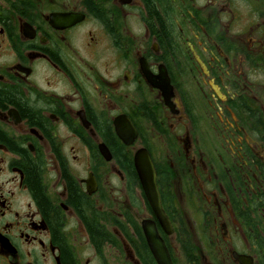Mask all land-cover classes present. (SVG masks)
<instances>
[{
    "label": "flooded vegetation",
    "instance_id": "af4514ba",
    "mask_svg": "<svg viewBox=\"0 0 264 264\" xmlns=\"http://www.w3.org/2000/svg\"><path fill=\"white\" fill-rule=\"evenodd\" d=\"M144 220L173 264H264V0H0V264L156 262Z\"/></svg>",
    "mask_w": 264,
    "mask_h": 264
},
{
    "label": "water",
    "instance_id": "95a60500",
    "mask_svg": "<svg viewBox=\"0 0 264 264\" xmlns=\"http://www.w3.org/2000/svg\"><path fill=\"white\" fill-rule=\"evenodd\" d=\"M121 123L122 122L119 119L115 124L118 135L121 139H123L125 143L132 142L133 138L136 135L135 129L129 121L127 123L129 127L128 130H126ZM104 155L106 157H110V153L106 147L104 148ZM135 163L140 176L142 187L145 191L149 203L151 204L157 218L163 225L164 229L167 232H170L171 223L162 207L160 191L156 180L157 173L150 154L146 150H140L135 155ZM142 225L149 247L157 264H173L169 250L163 238L160 236L155 222L152 220H144L142 222Z\"/></svg>",
    "mask_w": 264,
    "mask_h": 264
},
{
    "label": "rangeland",
    "instance_id": "374dc122",
    "mask_svg": "<svg viewBox=\"0 0 264 264\" xmlns=\"http://www.w3.org/2000/svg\"><path fill=\"white\" fill-rule=\"evenodd\" d=\"M114 185H116V184L114 183V177H113V178L111 179V182H109V186H114ZM183 207L187 209V208H190L191 206H190V205H189V206H188V205H184ZM181 208H182V207H181ZM187 211H189V210H187ZM146 214H147V213L142 214V215L145 216ZM140 217L142 218V216H140ZM175 253H176L177 257L179 258L178 251H176ZM179 259L181 260V258H179Z\"/></svg>",
    "mask_w": 264,
    "mask_h": 264
},
{
    "label": "trees",
    "instance_id": "16d2710c",
    "mask_svg": "<svg viewBox=\"0 0 264 264\" xmlns=\"http://www.w3.org/2000/svg\"><path fill=\"white\" fill-rule=\"evenodd\" d=\"M142 239L144 240L143 236H142ZM149 257H150V260H151V263L149 262V264H156V262L154 261V259L152 258L151 254L148 253Z\"/></svg>",
    "mask_w": 264,
    "mask_h": 264
}]
</instances>
